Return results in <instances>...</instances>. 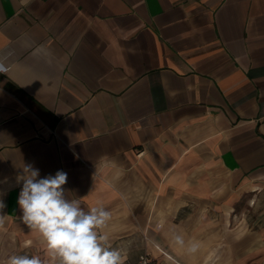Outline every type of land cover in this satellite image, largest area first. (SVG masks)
<instances>
[{"label": "crops", "instance_id": "0c3cea01", "mask_svg": "<svg viewBox=\"0 0 264 264\" xmlns=\"http://www.w3.org/2000/svg\"><path fill=\"white\" fill-rule=\"evenodd\" d=\"M0 65V261L31 163L125 259L264 264V0H0Z\"/></svg>", "mask_w": 264, "mask_h": 264}, {"label": "clouds", "instance_id": "9594fccd", "mask_svg": "<svg viewBox=\"0 0 264 264\" xmlns=\"http://www.w3.org/2000/svg\"><path fill=\"white\" fill-rule=\"evenodd\" d=\"M6 71L0 65V73ZM15 179L17 185H22L17 200L22 212L20 219L30 231L38 234L50 264H125L123 250L112 245L110 235L104 230L111 213L99 202L85 209L79 199H69L64 187L68 180L65 171L41 177L40 170L27 163ZM3 207L0 198V209ZM175 240L177 244L184 243L180 236ZM195 248L193 243L190 250L195 251ZM0 264L46 262L37 255L23 253L11 255Z\"/></svg>", "mask_w": 264, "mask_h": 264}, {"label": "built area", "instance_id": "2783aa9c", "mask_svg": "<svg viewBox=\"0 0 264 264\" xmlns=\"http://www.w3.org/2000/svg\"><path fill=\"white\" fill-rule=\"evenodd\" d=\"M125 264H164L163 261L156 259L154 256L144 251L136 259H125Z\"/></svg>", "mask_w": 264, "mask_h": 264}, {"label": "rangeland", "instance_id": "374dc122", "mask_svg": "<svg viewBox=\"0 0 264 264\" xmlns=\"http://www.w3.org/2000/svg\"><path fill=\"white\" fill-rule=\"evenodd\" d=\"M169 259L172 260L171 258H169ZM170 260L169 261L167 260V261H168V263L172 264V261H170Z\"/></svg>", "mask_w": 264, "mask_h": 264}]
</instances>
